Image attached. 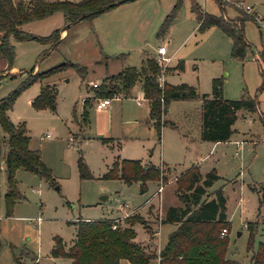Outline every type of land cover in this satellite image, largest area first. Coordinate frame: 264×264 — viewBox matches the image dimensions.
Wrapping results in <instances>:
<instances>
[{
	"label": "rangeland",
	"instance_id": "374dc122",
	"mask_svg": "<svg viewBox=\"0 0 264 264\" xmlns=\"http://www.w3.org/2000/svg\"><path fill=\"white\" fill-rule=\"evenodd\" d=\"M175 1L140 0L125 4L124 7L131 5L126 13H118L117 17L112 12L103 14L99 19H105L98 25H94L93 19L90 22L80 20L67 27L61 41L42 58L39 55L47 44L38 39H11L14 45L12 66L16 73L3 74L1 71L0 76H6L0 77V98L16 88L33 66L35 72L37 68L42 71L70 61L84 67L85 72L81 76L76 67L66 66L34 81L20 92L8 111L12 122L25 123L28 147L39 152L55 185L35 173L17 168L13 177L21 198L14 200L7 213L3 141L0 151V264H15L16 258L25 264H33L35 258L41 264H68L66 259L50 256L54 237H61L64 246H69L75 236L77 220L125 214L119 221L125 217L139 219L132 225L135 240L140 241L146 251L157 252L147 241L152 237L155 247L162 248L175 227L163 223L151 236L145 228L148 220L138 212L145 214L150 205L153 210L148 219L155 221L163 216L167 206L179 205L175 179L201 158L198 163L201 174L214 169L218 175L207 192L221 188L226 200L229 226L226 257L233 264L249 262L251 250H246L248 230L245 224L259 218L257 194L250 187L264 182V125L261 120V116L264 117V0L225 1L232 6L226 7L228 17L234 15V10H241L234 4L241 2L243 6H251L248 13L255 18L246 21L244 26L249 47L242 60L231 57L230 39L220 29L215 26L198 29L191 4L195 2L202 10L218 15L220 11L214 0H182L169 29L157 36L162 19ZM109 16L112 18H107ZM55 17L34 20L28 32L45 36L59 29L63 26L62 19ZM160 45L166 48L164 58H175L169 61L170 67L178 58L184 62L182 71L165 68L167 83L185 82L195 86L200 94L210 93L211 79L221 76L225 81V98L255 99V111H238L228 142L212 147L211 143L199 139L198 99L171 100L164 118L175 126L162 125L158 136L154 125L147 121L146 100L141 103L135 100L141 96L139 81L129 96L113 97L102 109L95 107L94 100L100 97L91 86L93 82L98 83V88L104 83L112 85L114 81L110 75L125 66L139 67L144 54L158 57ZM117 55L120 56L114 58ZM160 64L164 68L163 61ZM45 85L54 88L53 108L32 103ZM90 95L92 100L82 105V99ZM83 109L86 120L79 122ZM47 133L49 138L45 137ZM234 140L238 143L233 144ZM121 159L137 160L143 168L148 165L157 168L161 181L159 196V180H145V190L141 192L140 181L127 184L119 178H104L112 162ZM79 160L86 164L92 177L80 176ZM101 196L106 198L100 199ZM263 232L264 224L260 222L253 249L263 239ZM119 264L130 263L122 260ZM149 264L155 261L152 259Z\"/></svg>",
	"mask_w": 264,
	"mask_h": 264
},
{
	"label": "trees",
	"instance_id": "16d2710c",
	"mask_svg": "<svg viewBox=\"0 0 264 264\" xmlns=\"http://www.w3.org/2000/svg\"><path fill=\"white\" fill-rule=\"evenodd\" d=\"M119 0H0V57L6 62V69L12 67L15 41L38 39L47 48L39 55L42 58L61 41L60 29H54L48 35L37 36L22 28V25L46 18L52 14L60 13L63 24L68 27L80 20L91 21L94 17L116 6ZM130 0H124L128 2ZM182 0H176L171 11L162 19L157 36H162L169 28ZM218 5V15L202 10L195 2L191 4V11L198 22V29L215 26L220 29L231 41L230 55L232 58L242 60L249 43L244 36V22L255 18L244 10H237L238 15L226 18L224 13V0H214ZM123 2V3H124ZM105 9H101L102 7ZM80 18V19H79ZM79 19V20H78ZM263 53L261 52V55ZM120 55L114 56V58ZM66 66L76 67L83 76L85 68L71 63L63 62L42 71L33 72L34 66L20 84L6 96L0 98V151L5 141L3 165L6 173L5 202L7 213L10 212L14 200L21 198L14 181V172L22 168L35 173L49 183L55 185L49 169L43 164L37 150L28 147V135L24 122L14 123L8 116V111L14 100L28 85L41 80ZM183 69V62L178 61L173 67ZM160 62L144 54L139 67L125 66L116 74L110 75L114 81L112 85L102 84L96 86L99 97H111L113 93L129 96L137 81L141 83L143 98L149 106L148 122H151L159 136L161 126L173 122L164 118L171 100L199 99L200 100V135L202 141H226L233 132V124L238 111L253 112L257 109V102L252 98L225 99L222 96L223 77L211 79L210 93L199 94L196 89L185 83H160ZM6 76V75H3ZM0 76V77H3ZM54 88L45 85L32 101L35 106L54 107ZM89 100L84 99L83 104ZM83 109L80 121H85ZM264 125V117L261 116ZM107 139H102V141ZM81 177H92L84 162L79 160ZM104 178H119L127 184L140 181V191L145 190L144 181L147 179L160 180V171L148 165L143 168L137 160H114L108 168ZM218 179L214 169L202 175L198 167L190 165L175 179V188L179 205H169L164 210L163 223H171L175 228L167 235L165 245L158 251H146L135 240V231L132 227L139 219L125 217L123 221L110 218L85 220L75 222L76 232L72 243L64 246L61 237L53 239L50 256L66 259L68 264H119L125 259L131 264H149L150 260L157 258L158 264H233L226 257L228 223L226 216V200L221 188L207 192L212 183ZM251 190L257 194L258 221L246 223L248 239L246 250L250 251L249 262L246 264H264V232L263 239L257 242L253 249L254 235L257 226L264 224V182L254 184ZM225 228L227 233L223 236L220 231ZM15 264H25L15 259ZM33 264H41L34 261ZM58 264V263H55Z\"/></svg>",
	"mask_w": 264,
	"mask_h": 264
},
{
	"label": "crops",
	"instance_id": "0c3cea01",
	"mask_svg": "<svg viewBox=\"0 0 264 264\" xmlns=\"http://www.w3.org/2000/svg\"><path fill=\"white\" fill-rule=\"evenodd\" d=\"M140 0H132V1H128V2H124V3H122V4H119V5H117V6H115V7H113V8H111V9H109V10H107V11H105V12H102L101 14H99L98 16H96V17H94L93 18V22H94V25L96 24V25H98V24H100V22H102L101 20H103V19H105V18H101V19H99V17L101 16V15H103V14H110L109 12H112V13H114L115 14V16L117 17V14L118 13H121V12H124V13H126V10H128L127 8L129 7V6H131V5H128V7H124V6H127V5H125V4H129V3H133V2H139ZM224 1H227V0H224ZM229 3V4H228ZM227 4H225V6H224V13H223V16L224 17H228V15L226 14V7H232L231 5H230V2H228ZM235 11V13H234V15L232 16V17H228V18H233V17H235L236 15H238V11L237 10H234ZM192 12V11H191ZM57 14V15H56ZM60 13H55V14H52V15H50V16H56L55 18H57V20L60 18V20L62 19V23H63V17H62V15L60 14ZM107 15V16H108ZM50 16H48V17H50ZM61 16V17H60ZM47 18V17H46ZM107 18H112L111 16H109V17H107ZM43 19H45V18H43ZM41 20V19H40ZM107 20V19H106ZM195 20H196V18H195ZM248 21V20H247ZM196 22H197V20H196ZM34 23V21H32V22H29V23H26V24H24V25H22V28L24 29V30H27V31H30V29H31V27H32V24ZM245 23H246V21L244 22V26H245ZM197 25H198V22H197ZM63 26H64V24H63ZM62 26V27H63ZM62 27H60L59 29H60V37L61 36H63L64 35V33H65V30H61L62 29ZM97 29H99V28H97ZM169 29V28H168ZM245 36V35H244ZM247 40V39H246ZM230 43H231V41H230ZM249 43V42H248ZM161 46V45H160ZM165 47V46H164ZM263 52V51H262ZM165 53H166V48H165ZM164 53V54H165ZM158 54V53H157ZM1 58V57H0ZM157 58V57H156ZM168 58V60H167V62H166V64H165V66H164V68L162 67V71H161V74H160V76H159V78H158V80H161L162 81V83L163 82H166V80H165V77H164V74H165V72L167 71L165 68H167V69H172L176 64H177V62L178 61H182L183 62V60L182 59H176L177 60V62L175 63V65L173 66V67H170L169 65H168V63H169V61H171L172 59H175L174 57L173 58H170V57H167ZM34 69H35V66H34ZM183 69H184V62H183ZM182 69V70H183ZM3 70V74H4V72H9L10 74H14V73H16V68L15 67H10L9 68V70L8 69H6V62H5V60L4 59H0V75H2V73H1V71ZM37 70H38V68H37ZM174 70H176V69H174ZM182 70H177V71H182ZM224 82L225 81H223V85H224ZM93 83H95V82H93ZM92 85V84H91ZM223 85H222V96H223ZM192 86V85H191ZM195 89H196V87L195 86H193ZM196 91H197V89H196ZM198 92V91H197ZM140 95L141 96H139V97H141V100H143L144 98H143V94H142V91L140 90ZM199 93V92H198ZM200 94V93H199ZM224 97V96H223ZM225 98V97H224ZM84 99H87V100H92V98H91V95L90 96H87V97H84L83 99H82V105H84L83 104V100ZM225 99H229V98H225ZM145 100V99H144ZM198 101L200 102V100L198 99ZM147 102V101H146ZM89 102H87V104H88ZM140 103H141V101H140ZM107 107V106H106ZM147 107H148V115H149V106H148V103H147ZM98 109V108H97ZM168 110H169V108H168ZM151 123V122H150ZM152 124V123H151ZM199 135H200V131H199ZM50 137V136H49ZM49 137H47V138H49ZM230 137H231V135H230ZM229 137V138H230ZM202 141V140H201ZM229 141V139L228 140H226V141H217V142H210V141H204V142H209V143H211L212 144V147H215V146H217V144H219V143H225V142H228ZM232 143L233 144H237L238 142L236 141V140H234V141H232ZM202 159V158H201ZM200 159V160H201ZM200 160H196L195 162H192L190 165H192V164H194V165H196L197 167H198V163H199V161ZM183 172V171H182ZM201 173V172H200ZM175 205V204H174ZM150 205H148V208H147V211L145 212V214H140L137 210H133V211H135V212H138V214L140 215V216H142L147 222H146V225H147V227H145L146 228V230H147V232L149 233V235H151V236H154L156 233H157V231L159 230V227H160V225H162L163 224V222L161 221L162 220V215H161V217H159L158 219H156L155 221L154 220H149L148 218L151 216V211L153 210L152 208H150L149 207ZM131 212V211H130ZM162 213V212H161ZM125 215H127V214H125ZM125 215H123V216H125ZM163 215H164V212H163ZM123 216H121V217H111L110 219H120V218H122ZM85 220H88V218H85ZM174 225V224H173ZM174 227H175V225H174ZM153 228V229H152ZM154 231V235H152V232ZM75 237V236H74ZM152 237L150 238V240L149 241H147V243L149 244V246H153V248H155V250L158 252L161 248H156L155 247V245L153 244V242H152ZM73 241V240H72ZM140 242V241H139ZM72 243V242H71ZM67 247V246H66ZM37 258H35L34 259V261H37L36 260ZM122 260H125V259H120L119 260V262L120 261H122ZM154 261H155V264H158V259L157 258H155V259H153ZM68 263V262H67ZM131 264V263H130Z\"/></svg>",
	"mask_w": 264,
	"mask_h": 264
},
{
	"label": "built area",
	"instance_id": "2783aa9c",
	"mask_svg": "<svg viewBox=\"0 0 264 264\" xmlns=\"http://www.w3.org/2000/svg\"><path fill=\"white\" fill-rule=\"evenodd\" d=\"M238 8H241L242 10H244L245 12L248 13V11L251 10V6L249 5H246V6H243V4L241 2H237V3H234ZM157 53H158V57L156 58L159 62H162L163 61V66H165L168 58H164L163 55L165 53V47L163 45L159 46L158 49H157ZM162 66V65H161ZM160 83H162L161 80H159ZM98 85V83H92V87H96ZM121 98V94L120 93H115L113 96L111 97H100V98H96L94 101H95V107L98 108V109H102L106 106H108L111 102V99L112 98ZM135 100L137 103H140L141 101V97H135ZM50 134H45V137H49ZM160 181V180H159ZM161 190V181H160V185L158 187V191H157V195L159 196V191ZM152 232V231H151ZM227 233V230L225 228H223L221 231H220V235L223 236ZM152 234H154V231L152 232Z\"/></svg>",
	"mask_w": 264,
	"mask_h": 264
},
{
	"label": "water",
	"instance_id": "95a60500",
	"mask_svg": "<svg viewBox=\"0 0 264 264\" xmlns=\"http://www.w3.org/2000/svg\"><path fill=\"white\" fill-rule=\"evenodd\" d=\"M130 1H132V0H130ZM124 2V0H119V1H116L115 2V4H116V6L117 5H119V4H122ZM106 7L104 6V7H102L101 9L103 10V9H105ZM80 19V18H79ZM78 19V20H79ZM67 25H64L63 27H62V29L61 30H66L67 29ZM144 168H146V167H144ZM56 189H58V186H56ZM106 198V196H101V198L100 199H105Z\"/></svg>",
	"mask_w": 264,
	"mask_h": 264
}]
</instances>
